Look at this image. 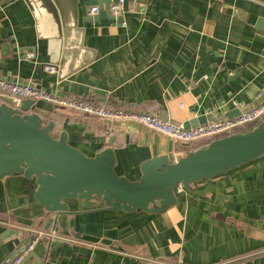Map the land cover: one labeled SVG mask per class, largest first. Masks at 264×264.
<instances>
[{"label":"crops","instance_id":"crops-1","mask_svg":"<svg viewBox=\"0 0 264 264\" xmlns=\"http://www.w3.org/2000/svg\"><path fill=\"white\" fill-rule=\"evenodd\" d=\"M63 1L79 10L66 52L57 5L0 0V77L183 124L202 115L236 117L231 111L264 99L261 0H125L120 15L110 13L113 21L88 13L105 0ZM30 111L45 124L53 120L54 135L66 131L84 153L112 146L117 171L131 179L147 158L169 154L174 161L203 148V140L185 146L142 123L120 125L127 120L47 100ZM37 186L23 172L0 177V264L20 256L39 231L55 235L42 264H264V154L176 190L178 201L162 211L104 202L90 208L71 197L70 211L57 215L37 199ZM26 255L19 264L35 262Z\"/></svg>","mask_w":264,"mask_h":264},{"label":"water","instance_id":"water-1","mask_svg":"<svg viewBox=\"0 0 264 264\" xmlns=\"http://www.w3.org/2000/svg\"><path fill=\"white\" fill-rule=\"evenodd\" d=\"M43 1L51 8L57 5L53 14L59 26L58 36L65 41L66 52L69 38L79 28L78 6L75 1H71L70 6L63 0ZM111 1L115 0L99 1L102 7L100 16L113 21L108 10ZM83 13H86L84 8ZM64 57L67 59L65 54ZM34 103L33 100L0 94V177L13 172L36 176L37 199L57 215L70 211L65 198L71 197L83 199L90 208L104 202L111 209L162 211L178 201L177 185L189 187L199 179L220 174L264 154L263 120L252 130L214 139L207 146L174 161L169 154L147 158L141 164V176L131 179L117 171L118 158L112 146L93 155L84 153L69 143L66 131L54 135L55 122L51 120L45 124L38 111L31 112ZM249 109L231 111L229 116ZM209 119L210 115H202L184 125L196 126ZM119 123L141 125L131 120ZM180 143L189 146V143ZM50 247V240L44 237L27 252L26 259L33 255L36 260L31 264H42Z\"/></svg>","mask_w":264,"mask_h":264},{"label":"built area","instance_id":"built-area-1","mask_svg":"<svg viewBox=\"0 0 264 264\" xmlns=\"http://www.w3.org/2000/svg\"><path fill=\"white\" fill-rule=\"evenodd\" d=\"M264 3V0H261ZM125 0H116L109 5V13L120 15L122 5ZM101 6L93 4L89 6L88 13L96 16L101 11ZM45 69L48 72H55L56 68L53 65H46ZM0 94L13 96L20 100H47L58 103L64 107H68L88 116H96L105 120H131L142 123L148 128L158 131L172 139L182 143H193L200 140H214L237 131L245 126H250L254 123H260L264 120V99L250 107L248 111L242 112L236 117L208 121L196 126L186 127L183 123L172 120L169 117H163L158 113L138 112L132 109L114 108L89 102L83 99L58 98L55 95L34 86L31 83H21L19 81L8 80L0 77ZM184 188L183 184H179L176 190L180 191ZM47 237L50 241L55 237L52 232L39 231L25 244L23 253L11 259L7 264H18L22 256L29 252L38 240Z\"/></svg>","mask_w":264,"mask_h":264},{"label":"trees","instance_id":"trees-1","mask_svg":"<svg viewBox=\"0 0 264 264\" xmlns=\"http://www.w3.org/2000/svg\"><path fill=\"white\" fill-rule=\"evenodd\" d=\"M258 124H259V123H254V124H252V125H250V126H245V127H243L242 129L238 130L237 132H247V131L252 130V129H254L255 127H257ZM53 132H54V130H53ZM53 134H54V133H53ZM211 141H212V140H203L202 143H201V145H202L203 147H205V146H207ZM189 144H192V143H189Z\"/></svg>","mask_w":264,"mask_h":264},{"label":"rangeland","instance_id":"rangeland-1","mask_svg":"<svg viewBox=\"0 0 264 264\" xmlns=\"http://www.w3.org/2000/svg\"><path fill=\"white\" fill-rule=\"evenodd\" d=\"M215 176V175H214ZM206 178H210V177H205V179ZM202 179H204V178H202ZM202 179H199V180H197L196 182H194V183H192L191 185H194V184H197L200 180H202ZM185 188H187L185 185H183ZM189 188H191V187H189ZM182 193V192H181ZM180 193V194H181ZM177 194L179 195V192H177ZM180 196V195H179Z\"/></svg>","mask_w":264,"mask_h":264}]
</instances>
